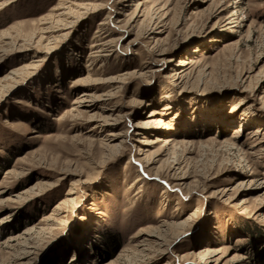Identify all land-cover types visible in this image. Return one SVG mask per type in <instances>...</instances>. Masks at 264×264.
Wrapping results in <instances>:
<instances>
[{
    "label": "rangeland",
    "instance_id": "rangeland-1",
    "mask_svg": "<svg viewBox=\"0 0 264 264\" xmlns=\"http://www.w3.org/2000/svg\"><path fill=\"white\" fill-rule=\"evenodd\" d=\"M63 2L0 0V264H264V0H78L45 38Z\"/></svg>",
    "mask_w": 264,
    "mask_h": 264
},
{
    "label": "bare ground",
    "instance_id": "bare-ground-1",
    "mask_svg": "<svg viewBox=\"0 0 264 264\" xmlns=\"http://www.w3.org/2000/svg\"><path fill=\"white\" fill-rule=\"evenodd\" d=\"M147 1L148 0H136V2L131 4V8L132 7L133 8L131 9V11L129 13L125 14V15L128 16L127 17V24H132V23L136 22L137 18L143 16L146 13L147 10L145 8V2H147ZM71 5H75V7H77V8L84 9V11L93 9V7H91L88 4H80V3H78V0H65V2H63L62 4L60 3L59 6H57V7H55L53 9V13H52L53 17L54 16H57V17L61 16V18H57L56 20H54V22L56 21L55 24L52 23L53 22L52 20L51 21L50 20H46V19L44 20L45 22H43V23H44V26L45 25L46 26L42 28L43 36H44V34H45V36H47V35L49 36V35H51L53 33H57V32H59L61 30V26L62 25H65V24H68V23L72 22V19H70V18H72V16L70 15ZM80 13H81V11H80ZM102 23H104V22H100V24H102ZM101 32H102L101 34L103 35V34H105L106 30L105 29H101ZM97 37H98V35H97ZM99 37H100V35H99ZM98 40H99L98 42H95V43H93L90 46V49H89L90 50L89 51L90 59L100 58L102 55H106V54H104L105 51H108V52L111 51V45H110L111 44V40H105V36L101 37ZM96 41H97V39H96ZM199 63L200 62L195 60L194 57L180 59L179 62H177L175 64L178 67V69L176 68L177 71H175V75L177 74L179 79L189 78L193 74L198 75L199 72H200L198 70ZM82 79H83V77L78 79L77 81H86V80H84V79L82 80ZM81 95L82 96H85V95L87 96V94L84 93V92H82ZM102 96L103 97L105 96V98H109L110 95L109 94H103ZM105 98H102V99H105ZM82 101H84V99L80 100V99L76 98L73 101V103L77 104L78 102H82ZM139 103L141 104V103H144V102H139ZM158 114H159V112L151 110L150 113L146 116L145 120H143L142 122H137L134 125L135 126L134 130L137 133H139V134H145L146 133L145 132L146 128L148 129V128H150L153 125H158L159 123L163 122L161 119H158V117H157ZM118 118H120V117H118ZM109 120H111L110 117H107V118L104 117V119L102 120V122H100V124L101 123L108 124L110 122ZM109 135L114 136L115 134H109ZM233 136H235V134ZM157 141H159V140H157L156 138H146L145 136H144L143 141H140V142L145 144V147L140 149L141 154H143L142 156L145 159V162L151 163V164L155 163V162L158 161L157 157L159 155H161L162 152L168 151L167 152L168 153L167 154L168 157L166 159V162L169 163V160H170L169 165H170V167L174 168L173 164H178L179 158L177 159V157L173 154V152L170 151V149L174 148L178 144L184 145L188 141H186L185 139L175 140L172 136H167V137H164L162 139V141H163L162 147H164L163 151L151 150L150 146L152 147L153 144L157 143ZM163 226H164V224H163ZM165 231H167V230H165ZM152 232H156L157 236L161 237L162 240L158 241L156 239L151 238V235H153ZM165 235L166 234H163V230L162 229H158V230L151 229L149 232H145V234L141 235V241L137 244V247L135 249L136 256L138 254L146 253L147 249L145 248V245H147V243H149L151 241L156 245V248L154 247L153 249L149 250V251H152V254H156L158 252L165 251L166 248H168V245L170 243L169 241L166 240ZM169 239H171V238H169ZM214 252L215 251L210 250L207 247H205L203 250L199 251L198 254L201 255L202 257H204L207 254L212 255Z\"/></svg>",
    "mask_w": 264,
    "mask_h": 264
}]
</instances>
